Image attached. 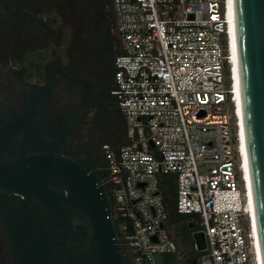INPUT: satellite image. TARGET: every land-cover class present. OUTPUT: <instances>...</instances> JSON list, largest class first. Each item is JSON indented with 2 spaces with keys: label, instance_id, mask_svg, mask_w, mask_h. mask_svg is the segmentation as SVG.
Returning a JSON list of instances; mask_svg holds the SVG:
<instances>
[{
  "label": "built area",
  "instance_id": "built-area-1",
  "mask_svg": "<svg viewBox=\"0 0 264 264\" xmlns=\"http://www.w3.org/2000/svg\"><path fill=\"white\" fill-rule=\"evenodd\" d=\"M121 50L114 96L124 141L103 146L114 216L129 264H158L178 245L164 224L160 176L201 226L196 264H260L237 121L228 0H106Z\"/></svg>",
  "mask_w": 264,
  "mask_h": 264
},
{
  "label": "flooded vegetation",
  "instance_id": "flooded-vegetation-1",
  "mask_svg": "<svg viewBox=\"0 0 264 264\" xmlns=\"http://www.w3.org/2000/svg\"><path fill=\"white\" fill-rule=\"evenodd\" d=\"M120 50L106 0H0V161L23 162L25 178L39 180V155L54 153L104 177L103 146L122 138L107 127H126L114 96ZM39 214L63 227L39 200L0 188V264H13L12 239L27 241L23 226L39 227Z\"/></svg>",
  "mask_w": 264,
  "mask_h": 264
},
{
  "label": "water",
  "instance_id": "water-1",
  "mask_svg": "<svg viewBox=\"0 0 264 264\" xmlns=\"http://www.w3.org/2000/svg\"><path fill=\"white\" fill-rule=\"evenodd\" d=\"M233 4L242 119L264 262V0ZM37 171L39 180L25 178L23 162L0 161V188L24 193L28 203L39 200L63 227L50 226L39 214V227L23 226L27 241L23 235L12 239L13 264H129L113 197L95 167L73 156L45 153L32 173ZM193 238L197 250L206 249L203 231L194 232Z\"/></svg>",
  "mask_w": 264,
  "mask_h": 264
},
{
  "label": "trees",
  "instance_id": "trees-1",
  "mask_svg": "<svg viewBox=\"0 0 264 264\" xmlns=\"http://www.w3.org/2000/svg\"><path fill=\"white\" fill-rule=\"evenodd\" d=\"M161 181V193L163 194L164 202L167 209V223L173 230L170 236L176 241L178 249L183 247L187 242L192 247V254L187 260L188 264H192L194 260L199 259L202 255V251H199L195 247V240L193 233L201 231L199 224L192 220L190 214H179L176 210L175 199H176V176L173 174H162L160 176ZM164 227L167 229L166 224ZM168 231V229H167Z\"/></svg>",
  "mask_w": 264,
  "mask_h": 264
},
{
  "label": "bare ground",
  "instance_id": "bare-ground-1",
  "mask_svg": "<svg viewBox=\"0 0 264 264\" xmlns=\"http://www.w3.org/2000/svg\"><path fill=\"white\" fill-rule=\"evenodd\" d=\"M228 3H229V10L231 17V51H232V64H233L234 94H235V102L237 107L236 114H237L238 128L240 129V135L243 140L244 168H245V178H246V184L248 190L247 197L249 201V214L252 221L254 235L257 243L260 264H264L261 243L259 238L258 220H257L250 167L248 161V151L246 146L244 124L242 119L241 90H240V79H239V68H238V47H237L235 12H234L233 0H228Z\"/></svg>",
  "mask_w": 264,
  "mask_h": 264
},
{
  "label": "rangeland",
  "instance_id": "rangeland-1",
  "mask_svg": "<svg viewBox=\"0 0 264 264\" xmlns=\"http://www.w3.org/2000/svg\"><path fill=\"white\" fill-rule=\"evenodd\" d=\"M107 130L112 134V136L118 137L122 135L121 140L115 145V147L120 145L124 141L125 128L122 129L119 121L110 123L107 127ZM165 224L168 232L171 233L173 230L169 227L167 221L165 222ZM191 254L192 247L187 242H185L184 246L180 247V249H178L176 252L158 253L156 255V261L158 264H188L187 260L189 259Z\"/></svg>",
  "mask_w": 264,
  "mask_h": 264
}]
</instances>
